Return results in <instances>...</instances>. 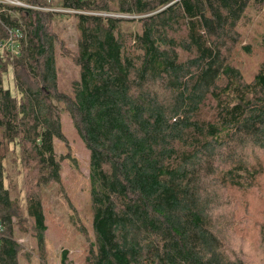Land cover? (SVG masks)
Instances as JSON below:
<instances>
[{
  "label": "trees",
  "instance_id": "1",
  "mask_svg": "<svg viewBox=\"0 0 264 264\" xmlns=\"http://www.w3.org/2000/svg\"><path fill=\"white\" fill-rule=\"evenodd\" d=\"M263 1L62 0L77 10L142 15L64 13L76 18L79 36V76L70 91L59 89L54 39L46 29L63 12L2 5L0 46L9 28L23 36L19 54L0 50V264H20L15 227L22 216L11 195L17 182L7 183L11 166L39 186L28 214L44 251L41 190L61 182L55 145L66 140L63 111L90 151L93 237L80 229L89 242L85 264H246L221 249L212 185L223 163L231 166L222 169V181L238 184L240 173L254 171L242 150L264 148V65L250 77L220 44ZM9 66L15 93L1 78ZM160 89L168 102L160 100ZM210 102L212 117L202 118ZM68 252L60 264H72ZM40 264H49L43 253Z\"/></svg>",
  "mask_w": 264,
  "mask_h": 264
},
{
  "label": "rangeland",
  "instance_id": "2",
  "mask_svg": "<svg viewBox=\"0 0 264 264\" xmlns=\"http://www.w3.org/2000/svg\"><path fill=\"white\" fill-rule=\"evenodd\" d=\"M48 5L50 8H61L62 0H48ZM76 21L75 17L62 13V16L54 18L46 27L54 39L58 86L66 91H70L72 80L79 76V67L74 62L79 37ZM236 28L232 38L229 36L222 40L220 47L228 61L252 77L264 65V1L252 4ZM19 51L20 47L15 50V55ZM187 56L188 53L182 52V58ZM15 60L10 57L8 62ZM21 73L30 79L29 74L24 71ZM1 78L3 85L15 93L12 66L1 73ZM68 94L71 95V92ZM158 95L160 100L168 102L165 91L160 89ZM211 103L203 108L200 114L202 118L212 117ZM61 122L66 140L56 139L55 145L62 157L61 182L51 183L41 190L47 225L43 252L37 244L33 220L28 214L30 195L39 186L29 182L30 178L25 180V171L17 174L14 166L6 167L10 174L7 183L11 187V184L17 182L11 195L22 216L16 219L15 227L17 239L21 243L20 264H40L42 253L49 264H60L64 249H68V258L72 264H85L89 242L80 229L85 228L89 236L93 237L90 151L66 111L61 114ZM240 157L254 171L240 173L238 184H235L234 179H221L222 169L231 164L223 163L215 171L218 178L212 185L215 192L211 204L213 229L228 258H241L246 264H264V148L250 145L242 150Z\"/></svg>",
  "mask_w": 264,
  "mask_h": 264
},
{
  "label": "built area",
  "instance_id": "3",
  "mask_svg": "<svg viewBox=\"0 0 264 264\" xmlns=\"http://www.w3.org/2000/svg\"><path fill=\"white\" fill-rule=\"evenodd\" d=\"M35 0H0V7L2 5H11L16 7L23 8H31V9H39L46 10L52 12H63V13H89L98 16H102L104 18H125V19H136L141 17L142 15H138L135 13H125L119 11H85V10H77L72 6H62L61 8H50L49 5H41ZM23 36V31L20 28L12 27L9 28V36L5 39L0 46L2 50H9L13 53H16L15 50L20 46L19 39Z\"/></svg>",
  "mask_w": 264,
  "mask_h": 264
}]
</instances>
